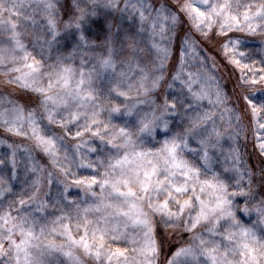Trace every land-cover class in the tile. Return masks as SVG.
Segmentation results:
<instances>
[{
	"label": "snow or ice",
	"instance_id": "obj_1",
	"mask_svg": "<svg viewBox=\"0 0 264 264\" xmlns=\"http://www.w3.org/2000/svg\"><path fill=\"white\" fill-rule=\"evenodd\" d=\"M238 33L264 37V0H0V264H159L161 228L187 237L164 264H264V167L259 187L235 148L215 167L245 119L264 156V58ZM195 36L219 38L241 70L243 107L186 70L205 64ZM61 40L71 53L49 62ZM20 152L27 198L12 183ZM45 182L62 187L54 200Z\"/></svg>",
	"mask_w": 264,
	"mask_h": 264
},
{
	"label": "trees",
	"instance_id": "obj_2",
	"mask_svg": "<svg viewBox=\"0 0 264 264\" xmlns=\"http://www.w3.org/2000/svg\"><path fill=\"white\" fill-rule=\"evenodd\" d=\"M66 5L70 6L71 0H69V3ZM181 16L183 17V14H181ZM181 25H183V28H181V36L188 34L191 31V23L186 19H184ZM236 35H240L244 38V40H247L244 34L238 33ZM195 38L197 39V43L199 46L200 56L202 58L204 57V60H206V62L212 64V66L214 67V74L217 80L223 87L225 93L231 98L230 106L239 105L240 107H243L242 101H240L236 96V93L240 91V89H238L236 85L241 75V71L240 69L236 68L234 65L228 62V56H226L223 50L219 47V43H218L219 38H217V41H211V42L200 40L198 36H195ZM71 44L72 43L70 41L61 40L58 43L57 48L59 46L60 47L62 46L61 48L63 49L64 54L68 56L69 51L67 52V49L68 47L71 46ZM177 51L178 48L177 46L175 47L174 44L173 59H175L177 55ZM4 92H5V88H3L2 85H0V94H3ZM223 127L224 126L221 125L222 131H223ZM243 128L244 131L240 135V138L238 139H242L241 148L244 153L245 166L253 172L254 179L257 182L256 186L259 187V180L261 178L260 169L264 167V156L260 155V153L258 152V147L253 141V139H255V126L252 125L248 119H245L243 123ZM18 143H23L24 147L26 148L28 145H30L26 141L23 142L18 141ZM160 233L162 237L166 238V242L164 243L163 246L164 254H162L160 257V260L162 262L161 264H163V259L175 249L176 243L180 242L185 236H182V234L178 230L169 229L167 232H165L163 228H161Z\"/></svg>",
	"mask_w": 264,
	"mask_h": 264
},
{
	"label": "rangeland",
	"instance_id": "obj_3",
	"mask_svg": "<svg viewBox=\"0 0 264 264\" xmlns=\"http://www.w3.org/2000/svg\"><path fill=\"white\" fill-rule=\"evenodd\" d=\"M173 2H174V0H173ZM181 2H183V0H181ZM60 3L66 5L69 3V0H60ZM37 20H38V23H42V21H40L39 17H37ZM129 26L132 27L134 30L135 26L133 24L129 23ZM181 28H183V25L179 24L177 26V29H176V32L179 36H181ZM28 31H29V33H31V32H33V29L29 28ZM35 31H41V29L37 28ZM245 38L247 39V40H244L246 46L243 47L242 50H244L245 52H248L250 55L252 53H254L253 59H255V60H259L260 58H264V53L261 52V43H260L261 40L264 39V37H254V38L253 37H245ZM28 39H31V36H29ZM25 42L26 43L28 42L27 39ZM179 43H180L179 39H177V40L174 39L173 45L175 44V47L177 46L178 49H179V45H178ZM57 45L58 44H55L53 49H52V52H51L52 60L49 62H54V60L57 56H61V57L66 56V54H64L63 49L61 48L62 46L61 47L59 46L57 48ZM72 47H73V44H71V46L68 47V49H67V52L69 51V54L72 51ZM46 55H48V53H46ZM177 55H178V51H177ZM200 58L204 59V57L202 58L201 56H200ZM245 62L251 63V61H245ZM208 64L209 63L206 62V60H205V64L202 67L200 64V60L190 61L186 65V70L192 71L193 73H196L198 71L211 72L215 76L214 67L212 66V64H209V65ZM75 65L79 66V53L76 54ZM256 67H260L259 63L256 64ZM244 71L247 73V70H244ZM248 74L250 75V73H248ZM215 78H216V76H215ZM3 79H4L3 77H0V85H2L4 88V85L2 83ZM8 91H12V90L8 89ZM15 94H18V93H15ZM24 99H26V97H24ZM230 101H231V98H230ZM260 135H261V131L257 130L255 127V139H253V141L256 144V146H257V137ZM227 137H228V132H225L224 138L222 140L221 150L216 152L215 167L221 171L223 170V167L225 165H231L232 164V159L230 158V155H229L232 148H235L239 152L242 163L245 166L244 153H243L242 148H241L242 147V144H241L242 139H238V138H240V136L234 140H229ZM0 139H3L2 134H0ZM30 147H31V145L27 146V148H30ZM67 147L69 149H71L72 142H69ZM5 151H7L6 146L3 144H0V156H2ZM83 151H86V149H84ZM258 152H259V148H258ZM32 155L41 163H43L44 159H46V158L42 157L41 155H39L38 153H36L35 151L32 152ZM26 157H27L26 153H24V152L19 153V155H18V172H17V176H16L15 180L12 181V183L14 185L15 194L17 196L23 194L25 196V198H27V195L30 194V192H31V186H30L31 185V179H30V175L27 173V170H26L27 166H28V161H27ZM92 158H94V155ZM79 171L85 172L86 170L81 169ZM60 191H62V187L60 185L53 183V185L49 189L46 182H45V187L41 191V198H45L43 196L44 192H49V196L54 200L56 197H58ZM81 196H83V193L79 192L78 189H76V188L71 189V195L69 197L70 199L79 200ZM48 211L51 212L52 209L49 208ZM37 215H39V214H37ZM186 239H187V237L185 236L180 242L176 243L175 249L178 246H181L182 243ZM164 259H163V264H164ZM161 263L162 262L160 260L159 264H161Z\"/></svg>",
	"mask_w": 264,
	"mask_h": 264
}]
</instances>
